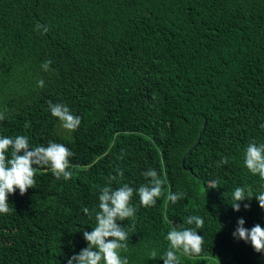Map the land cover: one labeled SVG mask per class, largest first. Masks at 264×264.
<instances>
[{
  "label": "trees",
  "instance_id": "obj_1",
  "mask_svg": "<svg viewBox=\"0 0 264 264\" xmlns=\"http://www.w3.org/2000/svg\"><path fill=\"white\" fill-rule=\"evenodd\" d=\"M50 103L80 125L63 128ZM0 117L2 135L73 152L70 179L38 166L33 187L9 194L0 264H66L87 244L99 191L138 188L150 168L162 195L145 207L134 194L120 222L129 264H163L149 253L190 214L205 221L202 251L178 252L179 264H264L232 236L241 216L264 226V208L255 196L231 206L236 186L264 184L242 164L248 143L264 142V0H0ZM169 191L184 196L173 204Z\"/></svg>",
  "mask_w": 264,
  "mask_h": 264
},
{
  "label": "clouds",
  "instance_id": "obj_2",
  "mask_svg": "<svg viewBox=\"0 0 264 264\" xmlns=\"http://www.w3.org/2000/svg\"><path fill=\"white\" fill-rule=\"evenodd\" d=\"M50 65L51 61H45L42 68L49 70ZM39 83L43 86L44 82L41 80ZM49 108L63 128L74 130L80 125V116L72 113L68 105L50 103ZM261 127L264 128V124H261ZM72 155V150L62 143L49 141L46 146H31L26 135L0 134V213L10 211L9 194L16 192L17 189L23 194L29 187L34 186L35 168L38 166L50 167L57 179H70L72 173L68 169L69 157ZM222 163L227 164L228 158L223 157ZM242 164L250 174L257 175L264 181V142L250 141L244 149ZM142 175L147 183L141 184L138 188L124 183L116 188H112L111 185L104 186L99 191L95 226L91 231H83V238L87 244L79 252L68 257L66 264H129L128 257L122 255V251L127 248L128 232L120 222L134 217L136 209L130 204L134 194L139 196L141 205L145 207L155 205L157 198L162 195L164 184V180L154 168L144 171ZM215 186L216 182L213 181L212 187ZM183 196L182 192L169 191L167 199L175 204ZM253 196L264 208V184L255 193L250 187L236 186L231 194L233 210L239 211L241 202ZM244 207L250 208V204L246 203ZM83 213L90 214V210L84 207ZM184 223L194 227L176 226L168 230L164 238L170 247L159 255L156 250H152L149 253L151 258L160 257L163 264H179L178 252H182L186 257L201 253L204 237L198 234L197 229H202L204 218L198 214H190ZM245 223V218L239 217L232 236L250 243L255 251L264 253V226L256 223L248 228L245 227Z\"/></svg>",
  "mask_w": 264,
  "mask_h": 264
},
{
  "label": "water",
  "instance_id": "obj_3",
  "mask_svg": "<svg viewBox=\"0 0 264 264\" xmlns=\"http://www.w3.org/2000/svg\"><path fill=\"white\" fill-rule=\"evenodd\" d=\"M205 126H206V122H204L203 128L201 129V131L199 133V136H198L196 142L193 144V146L186 153H190L198 145V143L200 141V137H201V135L204 132Z\"/></svg>",
  "mask_w": 264,
  "mask_h": 264
}]
</instances>
